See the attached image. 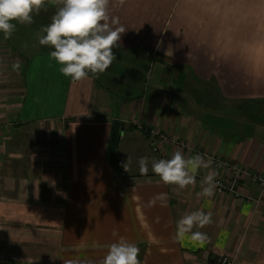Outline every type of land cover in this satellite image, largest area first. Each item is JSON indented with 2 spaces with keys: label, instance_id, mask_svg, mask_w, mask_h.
<instances>
[{
  "label": "crops",
  "instance_id": "obj_1",
  "mask_svg": "<svg viewBox=\"0 0 264 264\" xmlns=\"http://www.w3.org/2000/svg\"><path fill=\"white\" fill-rule=\"evenodd\" d=\"M56 10H41L45 26ZM109 12L126 29L116 59L81 81L60 73L54 49L29 53L0 32V264H100L120 237L142 264H264V190L244 182L251 202L217 190L198 197L211 167L179 190L137 164L159 160L155 131L182 141L185 157L264 173V0H110ZM175 151L160 145L169 159ZM159 193L166 206L149 207ZM196 210L212 213L193 228L207 239H174Z\"/></svg>",
  "mask_w": 264,
  "mask_h": 264
},
{
  "label": "clouds",
  "instance_id": "obj_2",
  "mask_svg": "<svg viewBox=\"0 0 264 264\" xmlns=\"http://www.w3.org/2000/svg\"><path fill=\"white\" fill-rule=\"evenodd\" d=\"M124 0H120L122 4ZM56 6L57 10L51 17V22L43 26L40 31L44 33L39 37V44L54 48L50 58L59 65L62 75L70 77L73 81L87 79L89 75L97 76L104 73L112 65L116 56L114 48L119 47L122 34L126 32L120 24L119 17L110 16V0H0V32L8 39L16 30V21L19 24H32L33 14L39 15L46 10V5ZM162 41L157 42L160 49ZM168 55V50L165 53ZM13 70L19 71V62L13 64ZM132 158L127 155L121 167L129 172ZM139 173L147 176L149 165L151 171L160 178L165 185H175L177 189L184 190L196 185V177L201 169H210L212 159H205L201 154L185 157L177 150L170 159H149L141 157L137 161ZM216 171H208L200 181L201 191L198 197L211 198L215 194L218 182ZM151 183V179L147 181ZM167 193H159L149 200L148 206H155L159 201L166 206ZM213 223L212 213L196 210L186 213L176 222V235L174 239H182L190 234L193 241L203 242L207 239L205 233L193 232V228H203ZM116 233L113 232V236ZM140 249L125 238L120 237L117 242L107 246V253L100 264H142L138 258ZM21 264H31L21 261Z\"/></svg>",
  "mask_w": 264,
  "mask_h": 264
},
{
  "label": "built area",
  "instance_id": "obj_3",
  "mask_svg": "<svg viewBox=\"0 0 264 264\" xmlns=\"http://www.w3.org/2000/svg\"><path fill=\"white\" fill-rule=\"evenodd\" d=\"M155 131L149 132V141L153 151L159 156V159H169L162 155L160 152V145H172L176 150H183L185 144L174 136H157ZM212 165L211 168L218 172H223L226 174V178L222 179L217 177L218 182L215 190L218 192H224L232 195L235 199H242L247 201H255V191H243L242 186L244 182L252 186L254 190L262 191L264 190V173L263 172H247L235 163L221 160L217 158H211ZM228 257L218 258L216 264H229ZM204 264H209L206 261Z\"/></svg>",
  "mask_w": 264,
  "mask_h": 264
},
{
  "label": "rangeland",
  "instance_id": "obj_4",
  "mask_svg": "<svg viewBox=\"0 0 264 264\" xmlns=\"http://www.w3.org/2000/svg\"><path fill=\"white\" fill-rule=\"evenodd\" d=\"M44 19L45 17L39 15L34 17L33 14L34 22L32 24H19L16 21H12V23L16 24V30L8 39L11 40L12 43H15L16 41L19 42V48L24 49L29 53L39 51L41 49H54L51 46H42L38 42L39 37L44 34L40 31V29L45 26ZM242 116L245 117L246 115Z\"/></svg>",
  "mask_w": 264,
  "mask_h": 264
},
{
  "label": "water",
  "instance_id": "obj_5",
  "mask_svg": "<svg viewBox=\"0 0 264 264\" xmlns=\"http://www.w3.org/2000/svg\"><path fill=\"white\" fill-rule=\"evenodd\" d=\"M118 131H119V123L115 121L113 122V132H112L111 142H110V162L111 163L114 160L116 143L118 139Z\"/></svg>",
  "mask_w": 264,
  "mask_h": 264
}]
</instances>
